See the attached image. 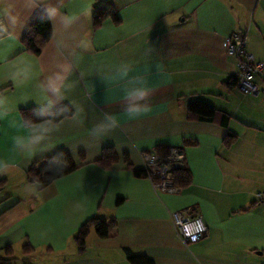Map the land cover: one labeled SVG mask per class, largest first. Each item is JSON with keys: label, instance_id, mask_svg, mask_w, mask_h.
Returning <instances> with one entry per match:
<instances>
[{"label": "crops", "instance_id": "1", "mask_svg": "<svg viewBox=\"0 0 264 264\" xmlns=\"http://www.w3.org/2000/svg\"><path fill=\"white\" fill-rule=\"evenodd\" d=\"M98 1L64 0L80 19L70 33L51 24L52 38L39 55L23 51L25 31L0 44V95L7 109L0 115V160L12 166L0 173L9 184L0 195V249L43 244L65 254L43 264H131L124 249L155 264H264V82L254 79L255 94L228 87L225 81L238 69L221 44L240 32L246 49L264 60V0H111L121 22L106 19L93 30L91 9ZM65 61L73 68L69 100L48 91L55 103L38 102L40 83L46 87V76L62 71L56 66ZM141 78L149 97L139 102L147 110L131 116L124 109L137 99L125 100L124 93ZM193 99L227 112L228 123L191 119ZM63 105L73 115L41 142L48 150L29 160L14 149V137L24 134L13 126L22 122L21 108ZM98 126L106 132L102 137ZM230 131L236 139L225 146ZM108 145L119 161L104 169L95 161ZM157 146L183 150L191 180L178 193L154 189L123 161L127 154L132 167L143 170L142 153L159 152ZM61 152L75 162L83 152L85 159L42 189L28 179L34 161ZM181 210L201 215L207 231L199 241L180 238L171 213ZM94 215L114 220L115 234L101 238L91 231L90 247L79 255L73 235Z\"/></svg>", "mask_w": 264, "mask_h": 264}, {"label": "trees", "instance_id": "2", "mask_svg": "<svg viewBox=\"0 0 264 264\" xmlns=\"http://www.w3.org/2000/svg\"><path fill=\"white\" fill-rule=\"evenodd\" d=\"M106 19H110L116 25L121 22L117 9L111 0H101L96 2L91 9V28L93 30L99 28L102 22ZM51 38V23L42 22L38 17H36L31 22L30 30H26L21 38L23 51L33 55H39L47 43H49ZM225 83L228 87H236V75L229 77ZM2 90L3 89H0V92ZM65 106L66 105H63L56 109H37L35 107L21 108L19 110V116L21 121H23L25 117H31L32 120L54 119L59 122L73 115V109L69 105H67L68 109L64 113L58 115L60 110ZM32 109H36L35 114L31 111ZM187 113L191 119L205 122L218 121L223 126L228 123L230 117L227 112L217 109L203 99L191 100L187 105ZM235 139L236 134L230 131L223 138V143L225 146H230ZM157 149L161 154H166L168 152V147L157 146ZM54 156L59 157L62 163L49 166L48 161ZM54 156L34 161L26 171L28 179L31 182L36 183L40 189L47 187L55 179L76 170L85 159L83 152L79 153V162H75L71 155L65 152L58 153ZM122 158L135 176L146 178L144 170L134 169L132 167L129 163L127 154H124ZM118 161L119 156L117 155L114 147L112 145H108L103 147L101 154L95 163L104 169H110ZM174 173L176 177L175 182L180 189L189 185L191 176L189 169L185 165L176 169ZM4 185L5 179H0V189ZM114 229L115 222L112 219L101 218L98 215L88 218L79 226L78 230L73 235V241L76 246L77 254H83L86 250L87 238L91 231H94L98 237L106 238L114 236ZM22 251L24 254H30L34 251V249L27 243L24 244ZM124 253L126 259L131 264H155L154 261L147 256L143 254H136L129 249H124ZM16 258L17 257L14 256L11 246H6L0 249V264H11L16 260Z\"/></svg>", "mask_w": 264, "mask_h": 264}, {"label": "clouds", "instance_id": "3", "mask_svg": "<svg viewBox=\"0 0 264 264\" xmlns=\"http://www.w3.org/2000/svg\"><path fill=\"white\" fill-rule=\"evenodd\" d=\"M33 17H38L42 22H49L53 25L54 31H63L70 33L77 21L80 19L79 15L75 13H69L65 9L64 0H0V44H4L6 41L19 37L24 31L30 30L31 20ZM57 46L64 48L65 44L63 40L57 41ZM56 68L62 69V71H54L52 74L46 76L47 86L42 83L39 85L40 100L47 99L49 104L55 103L48 97V91L55 94L59 100H69V92L73 88V83L70 77L73 72L72 65L67 61L62 62L56 66ZM125 73L127 68L124 69ZM12 78H15L13 74ZM135 97L136 103L129 104L125 107V111L135 116L142 111L147 110L146 103H140L149 97V89L143 84V78L139 86L126 90L124 93L125 100ZM68 109L66 105L60 110L58 115H61ZM34 114L36 109L31 110ZM6 97L0 95V115H6ZM112 121V127L117 126L116 121L110 116ZM57 121L54 119L46 120H32L31 117H25L24 120L17 124L13 122L14 127L23 129L22 135L14 137L13 147L16 151L21 152L29 160L36 155L37 151L48 150L44 147V143L51 132L55 130ZM39 129L40 134L37 136L32 135V129ZM106 132L103 128L97 130V136L102 137ZM49 166L53 164H61L62 161L59 157H52L48 161ZM12 167L6 162L0 160V173H5Z\"/></svg>", "mask_w": 264, "mask_h": 264}, {"label": "built area", "instance_id": "4", "mask_svg": "<svg viewBox=\"0 0 264 264\" xmlns=\"http://www.w3.org/2000/svg\"><path fill=\"white\" fill-rule=\"evenodd\" d=\"M222 47L227 56L236 59V88L242 94H255L254 79L259 77L264 82V60L256 59L246 49L245 37L240 32H232L223 38ZM143 170L153 188L165 193H178L180 187L176 184L174 171L184 165L182 148L172 147L166 154L156 149L142 153ZM171 219L182 241L193 243L199 241L206 234L207 227L198 213L181 210L171 213Z\"/></svg>", "mask_w": 264, "mask_h": 264}, {"label": "rangeland", "instance_id": "5", "mask_svg": "<svg viewBox=\"0 0 264 264\" xmlns=\"http://www.w3.org/2000/svg\"><path fill=\"white\" fill-rule=\"evenodd\" d=\"M8 185L5 184L0 189V195L1 196L3 195L5 190L7 189ZM12 185H14V184H12ZM91 234H93V233L91 232ZM91 239H92V236H90L88 239V245L87 246H89V247H90ZM24 244L25 243H23V244L17 243V244H15V246H13V252H14L15 256L18 258V260H15L14 262H12V264H25V263L43 264V263H47V262H51V261H57L60 258L65 257L64 253H58V252L52 253V252H50L48 250V248L44 247L43 244H42V246H40L38 244H35V245H37V246H35L32 244L35 247V248L33 247L35 252L32 255L24 254V253H22L23 252L22 249H23Z\"/></svg>", "mask_w": 264, "mask_h": 264}]
</instances>
